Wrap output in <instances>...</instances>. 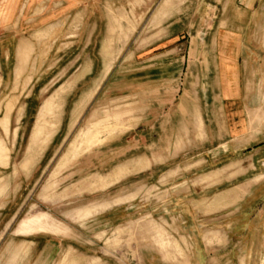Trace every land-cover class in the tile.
I'll return each instance as SVG.
<instances>
[{"label": "rangeland", "instance_id": "rangeland-1", "mask_svg": "<svg viewBox=\"0 0 264 264\" xmlns=\"http://www.w3.org/2000/svg\"><path fill=\"white\" fill-rule=\"evenodd\" d=\"M196 1L79 0L92 11L79 47L49 53L21 42L15 56L13 41H0V264H190L186 235L201 227L190 197L207 196L195 205L214 213L219 191L240 185L238 206L252 205L247 218L264 210V177L243 175L249 155L264 148V17L247 31L259 101L247 119L256 138L250 148L214 155L229 135L217 124V67L202 63L216 52V26L201 25ZM174 21L185 38L173 55L143 68L131 60L171 36ZM104 44L113 73L92 95ZM252 65L245 79H253ZM217 169L222 177L197 178ZM189 185L196 192L179 200ZM225 236L207 228L205 239Z\"/></svg>", "mask_w": 264, "mask_h": 264}, {"label": "crops", "instance_id": "crops-1", "mask_svg": "<svg viewBox=\"0 0 264 264\" xmlns=\"http://www.w3.org/2000/svg\"><path fill=\"white\" fill-rule=\"evenodd\" d=\"M195 4L197 13L205 19H202L201 25L216 26L215 35L210 39V42H213L211 48H214L216 52L211 59L205 52L202 63L205 66L214 65L217 67L219 89L221 90L219 96L222 100L218 112L219 118H223L222 121L217 119V124L220 129H226L229 135L227 141L219 143L210 151L214 155L229 150L237 153L241 149L250 148L256 138L247 119L258 101V97L256 99L258 90L255 82L256 67L251 64V57L246 55L252 46L248 41L247 31H250L253 26L256 27L260 18L264 17V0H197ZM108 15L109 13L107 14L109 18ZM91 16L92 11L88 7L79 8V0H0V33H5L4 36H1L0 41H13L8 47H14L15 56H17V48L21 42L32 44L39 50H48L49 53L56 48H63L65 45L69 49L76 48L79 47L80 37L89 26L88 20ZM39 24L41 26L37 29L36 26ZM175 26L176 21L169 26L170 31L173 32L166 40L131 54V60H136V63L142 65L143 68V65L151 67L152 62L173 55L182 39L185 38V34L174 30ZM98 30L99 22L95 21L86 48L92 44ZM39 34H43L42 39L38 37ZM206 38L200 39L203 40L201 45L203 48H207ZM102 55L104 70L95 81H98V85L92 95L104 78L107 76L104 80L107 81L113 73V69L111 70L113 60L110 59L111 52L107 44L103 46ZM78 60L79 56L75 62ZM251 65L254 67L251 73L253 79L249 77L245 79ZM92 66H94V60L90 59V63L85 66L80 76H86ZM77 70L78 73L79 68ZM74 84L73 82L67 86L71 89ZM200 114L206 130L208 124L203 108L200 110ZM206 135V140L210 141V134L206 132ZM206 135L204 136L206 137ZM263 152L264 148L260 146L249 155L252 162L244 169L243 175L253 172L250 181L255 177H264ZM220 170L199 174L197 178L206 177L210 173H220L222 177ZM233 176L237 177L238 175ZM228 181V176L225 175L219 185L222 186ZM206 189H199L197 193L203 194ZM196 190L195 185H189L187 190L176 194V197L180 200L184 195H191ZM240 190L243 191L240 185L221 189L219 198L215 201L219 211L214 213L208 212L203 206L206 210L204 213L195 205L196 202H202L201 200L208 198L207 196L190 197L187 200V205L198 212L201 224L197 231L189 232L186 235L192 244L188 260L190 264H263L264 218L262 213L264 210L253 219L247 218L246 213L252 205L249 203L245 207L244 204L238 206L243 201L242 196L240 199L238 198ZM253 197L256 198V196ZM186 219L187 217L185 219L183 217L182 221L185 225L190 223ZM207 228L225 231L226 236L223 242L214 240L211 244L207 243L205 239Z\"/></svg>", "mask_w": 264, "mask_h": 264}]
</instances>
